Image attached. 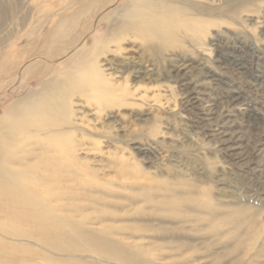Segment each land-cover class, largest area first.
Instances as JSON below:
<instances>
[{"label":"rangeland","instance_id":"rangeland-1","mask_svg":"<svg viewBox=\"0 0 264 264\" xmlns=\"http://www.w3.org/2000/svg\"><path fill=\"white\" fill-rule=\"evenodd\" d=\"M133 1L0 0V264H264V0Z\"/></svg>","mask_w":264,"mask_h":264},{"label":"bare ground","instance_id":"bare-ground-1","mask_svg":"<svg viewBox=\"0 0 264 264\" xmlns=\"http://www.w3.org/2000/svg\"><path fill=\"white\" fill-rule=\"evenodd\" d=\"M155 1V2H154ZM154 1H150L148 0L146 2V0L144 1V3H141L140 1H136L134 0L133 1V4L131 6V8L129 9V13H128V16L130 14V20L133 21V18L134 20L136 19V22H138V24L136 25V29L138 30L139 27H149L151 26L152 24H154L153 22H156L157 21V18H158V14L160 12V9L164 6H166L167 4L165 2H161L160 4V9L157 10V8L154 10L153 7H155L153 4H155L157 1L154 0ZM189 2V1H188ZM187 4V3H186ZM196 4V3H195ZM189 5V4H188ZM197 5V4H196ZM199 5V4H198ZM201 13V12H200ZM189 14V13H188ZM202 16V15H201ZM128 19V17H127ZM140 23V24H139ZM145 26H143V25ZM142 29V28H141ZM140 31V30H139ZM190 84V83H189ZM232 85V84H231ZM47 101H49V97L46 98ZM45 100V98L42 100L43 103L41 104H45L47 105V101ZM191 102V101H190ZM51 104V103H50ZM45 105V106H46ZM48 107H40L39 111L41 114L45 115V114H49L50 112L48 111L47 109ZM54 108V107H53ZM52 110V109H51ZM199 126V125H198ZM39 127H44L43 125H40L39 124ZM219 135V134H218ZM216 136V135H215ZM218 137V136H217ZM221 138V137H220ZM220 140V139H219ZM225 141V140H224ZM224 148V147H223ZM234 149V148H232ZM237 154V153H236ZM8 186L10 184H7ZM18 188H19V185L17 184ZM11 193H15L17 192L14 187H13V184L10 186V190H9Z\"/></svg>","mask_w":264,"mask_h":264}]
</instances>
